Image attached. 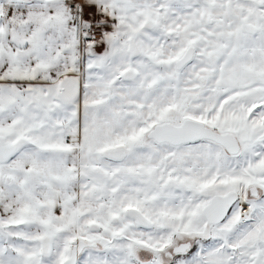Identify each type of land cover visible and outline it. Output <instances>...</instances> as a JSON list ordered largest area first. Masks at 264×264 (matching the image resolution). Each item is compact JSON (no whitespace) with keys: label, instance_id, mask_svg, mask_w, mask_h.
<instances>
[{"label":"snow or ice","instance_id":"1","mask_svg":"<svg viewBox=\"0 0 264 264\" xmlns=\"http://www.w3.org/2000/svg\"><path fill=\"white\" fill-rule=\"evenodd\" d=\"M0 264H264V0H0Z\"/></svg>","mask_w":264,"mask_h":264}]
</instances>
